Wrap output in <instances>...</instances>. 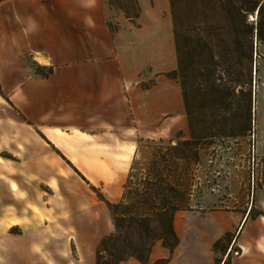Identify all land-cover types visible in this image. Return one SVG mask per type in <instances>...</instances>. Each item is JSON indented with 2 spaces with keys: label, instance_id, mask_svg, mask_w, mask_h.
Here are the masks:
<instances>
[{
  "label": "crops",
  "instance_id": "crops-1",
  "mask_svg": "<svg viewBox=\"0 0 264 264\" xmlns=\"http://www.w3.org/2000/svg\"><path fill=\"white\" fill-rule=\"evenodd\" d=\"M128 5L136 17L108 0H0V98L20 120L10 142L26 146L19 159L57 164L41 174L44 184L0 186V264H95L114 226L92 187L119 203L138 143L186 128L181 86L163 75L177 67L170 0ZM248 218L178 210L177 245L155 242L145 264H217L212 243L233 231L250 234L254 250L230 264H264V219L247 227Z\"/></svg>",
  "mask_w": 264,
  "mask_h": 264
},
{
  "label": "rangeland",
  "instance_id": "rangeland-1",
  "mask_svg": "<svg viewBox=\"0 0 264 264\" xmlns=\"http://www.w3.org/2000/svg\"><path fill=\"white\" fill-rule=\"evenodd\" d=\"M246 1L170 0L186 128L138 143L122 199L111 210L112 233L139 240L144 255L178 210L250 209L247 227L257 216L264 219L258 215L264 213V40L256 37L257 27L264 35V3L260 12L240 11ZM112 2L116 10L129 6ZM17 121L0 98V186L44 184L41 174L57 164L19 159L26 146L12 145L8 136ZM219 239L224 252L212 250L217 264L221 253L230 264L242 248L254 250L243 231Z\"/></svg>",
  "mask_w": 264,
  "mask_h": 264
},
{
  "label": "trees",
  "instance_id": "trees-1",
  "mask_svg": "<svg viewBox=\"0 0 264 264\" xmlns=\"http://www.w3.org/2000/svg\"><path fill=\"white\" fill-rule=\"evenodd\" d=\"M108 1L111 5H113L112 0H108ZM263 3L264 1L259 5V0H247L246 2L242 4L243 6L241 5L239 7V10L243 12H250L256 9V12H260L262 10ZM120 8L123 9L124 7H120ZM123 11L128 17L134 18L138 14V7L136 6L133 7V11L131 12L132 15L127 10H125V8ZM107 25L111 32L115 31L116 25H114L110 21L107 22ZM256 37H258L261 40H264V35L261 32L259 27L256 28ZM51 71H52L51 67L46 70H42L38 66L35 67V72L41 74L42 76H48L51 73ZM163 75L167 78L176 80L175 69L172 71L165 72L163 73ZM151 84L152 82L150 84H146L143 86L148 87ZM182 96L184 100L183 89H182ZM187 143L188 142H184L183 145H186ZM92 190L96 193V195L101 200L106 202L110 211L115 207L116 204H111L107 202L97 188L92 187ZM172 210L173 212H175L177 209L173 207ZM249 215H250V209L247 212V216ZM258 215L264 216V213H258ZM144 219L146 218H130V221H134L136 223V222L144 221ZM172 219H173V213L169 221V226L166 229L162 230L160 235L156 238V240H159L161 242L162 246H164L170 251L178 243V237L176 236L173 230V227H172ZM221 240L222 239H218L213 242L212 250L215 251L219 249L224 252V250L220 249ZM153 244L154 243L150 244V247L146 249V254L144 255L142 253V251L144 250V247L142 246L139 240L133 241L130 238H127L126 236L111 233L110 235L103 237L99 241L98 246L95 251V264H118V262H120L121 260L129 258V257H134L145 264L147 260L148 252L150 251ZM227 258H228V254L226 256V259L223 261V264H225ZM152 264H166V260L165 259L157 260L153 262Z\"/></svg>",
  "mask_w": 264,
  "mask_h": 264
},
{
  "label": "bare ground",
  "instance_id": "bare-ground-1",
  "mask_svg": "<svg viewBox=\"0 0 264 264\" xmlns=\"http://www.w3.org/2000/svg\"><path fill=\"white\" fill-rule=\"evenodd\" d=\"M250 17H253V15H250ZM253 18H251L250 20H252Z\"/></svg>",
  "mask_w": 264,
  "mask_h": 264
},
{
  "label": "built area",
  "instance_id": "built-area-1",
  "mask_svg": "<svg viewBox=\"0 0 264 264\" xmlns=\"http://www.w3.org/2000/svg\"><path fill=\"white\" fill-rule=\"evenodd\" d=\"M252 21V20H251Z\"/></svg>",
  "mask_w": 264,
  "mask_h": 264
}]
</instances>
